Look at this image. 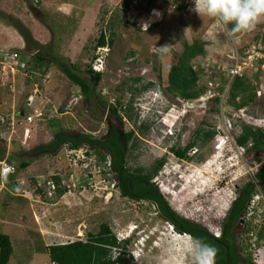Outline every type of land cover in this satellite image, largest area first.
Wrapping results in <instances>:
<instances>
[{
	"label": "rangeland",
	"instance_id": "rangeland-1",
	"mask_svg": "<svg viewBox=\"0 0 264 264\" xmlns=\"http://www.w3.org/2000/svg\"><path fill=\"white\" fill-rule=\"evenodd\" d=\"M63 1L0 0V142L8 151L0 150V232L13 241L9 264H53L46 245L86 239L102 223L109 225L134 264H194L195 239L159 221L148 202L123 197L114 185L116 176L92 153L81 147L70 149L68 144L53 152L39 147L59 135L74 137L88 131L95 136L100 128L104 131V120L111 119L108 106L131 104L132 118L121 108L122 118L116 121L138 139L137 147L129 149L128 166L152 173L162 161L153 182L171 209L220 236L221 218L235 199L236 186L256 180L264 169V136L256 132L260 129L264 134V17L252 30L233 34L228 30L231 25L226 28L218 19L191 11L192 0H129L130 19L127 0H97L91 7L86 0L66 1L71 5ZM155 5L161 13L157 15L155 9L150 15L148 8ZM17 23L25 25L39 44L31 48L26 40L25 48ZM111 32L116 35L113 46L94 53L84 48L94 47L101 33L109 37ZM74 38L75 42L70 40ZM195 40L205 44L204 54L193 60L200 72V95L176 97L168 85V68L178 60L184 44ZM13 52L20 54L27 67L31 54L47 55L55 62L45 77L33 75L30 67L15 72L3 68ZM96 52L102 54V77L88 97L63 73L59 61L70 67L79 61L77 73L89 81L88 69ZM236 62L243 67L241 77L256 90L255 100L242 109L231 102L235 77L230 70ZM25 71L37 76L36 82L24 84ZM19 77L23 87L16 82ZM35 83L42 94L45 89V94L54 93L51 115L60 117L63 129L45 122V128L31 139V123L25 116L35 110L29 101ZM147 83L153 85L144 90ZM99 97L106 107L100 105ZM14 100L15 109H23L24 114H12ZM240 100L241 96L235 101ZM3 111L13 116L9 126L1 120ZM172 122L173 127L167 125ZM142 125L149 128L142 132ZM208 131L215 135L204 142L201 137ZM193 141L197 144L188 150L190 159L182 161L172 153V147L183 149ZM22 159L31 164L18 170ZM5 165L16 167L13 176H2ZM55 176L61 177L65 192L58 195L57 190L49 198L46 179ZM246 216L242 243L258 264H264V238L256 240L264 230L262 187L252 196Z\"/></svg>",
	"mask_w": 264,
	"mask_h": 264
},
{
	"label": "trees",
	"instance_id": "trees-1",
	"mask_svg": "<svg viewBox=\"0 0 264 264\" xmlns=\"http://www.w3.org/2000/svg\"><path fill=\"white\" fill-rule=\"evenodd\" d=\"M126 7L129 5V0L126 1ZM185 8V7H184ZM124 19L127 18L126 15L123 17ZM17 28L22 33L25 41L27 40L28 43L31 44V48H34V44L38 45L31 32L26 28L25 25L21 23H17ZM115 33L111 32L109 37L105 35V33H101L98 37L96 44L94 47L90 45H85L84 48L86 50H90L92 53L95 52L97 48H102L106 46H113L115 40ZM204 42L201 40H195L192 43H185L184 49L178 57V60L175 63L169 65L168 68V85L170 86L171 93L176 97H181L184 99H193L197 98L200 95V90L198 88V82L200 80V72L195 68L193 65V60L201 55L204 54ZM33 60L38 63L39 71L41 72L42 76L45 77L47 74L48 67L52 64V59L46 55V58L37 54L32 55ZM96 57V54L92 56V59ZM80 62H75L70 67L66 63H61L60 67L63 69V73L66 74L71 81L80 87L82 93L85 96L90 97L91 94L95 92V88L97 83L102 77L100 72H95L91 67L88 69V73L90 74V80L87 81L82 76H80L77 72L80 70ZM29 71L27 73L28 79L32 78V75H29ZM153 83H147L142 88L147 90ZM157 90H161V85H158ZM241 96V100L239 102L235 101L236 98ZM231 102L234 104L235 108L242 109L251 102H253L256 98V90L251 88L250 83L242 77H236L233 83V90L231 92ZM128 117L132 118V114L130 112L132 110V106L130 104L129 107H126ZM112 114L117 115L120 119L122 115L118 113V110L115 106L112 105ZM43 116V115H42ZM2 121H6L5 124L9 126L11 123V117L9 116H2ZM4 118V119H3ZM42 118V117H39ZM36 118V119H39ZM146 125H142L140 130L143 132L147 129ZM113 141L110 139L109 141H98L95 140L93 137L85 138L83 135H78L76 137L67 136V135H59L56 140L52 143H46L39 147L40 151L46 152H53L59 145L63 143H70L68 147L70 149H78L80 148V142L85 139H88L90 143H97L99 146L105 148L106 146H111L109 148L111 154H113V160L110 161L109 155L105 154L101 149H97L94 151L97 154L96 159L100 162H103L109 169V171L116 175L118 178V184L116 183L118 189L122 192L123 196L130 197L131 188L137 191H143L146 187H150L153 191H159V188L153 182V176L158 170L161 168L163 162L159 161L154 167L152 173H146L145 170L141 167L139 168H131L128 166V152L129 149L136 148L138 139L135 135L134 131L123 132L118 131L116 128L113 129ZM256 132L260 136H264L263 132L260 129H256ZM200 135V132H199ZM215 135V131H208L204 133V136L200 135L202 141L206 142L213 138ZM5 143V142H4ZM197 142L193 141L185 148L181 149L178 147H172L171 150L181 158H188V150L194 146H196ZM2 143L0 142V150L3 154L7 153L6 149L2 147ZM5 147V144H4ZM3 159V157H0ZM31 164L30 161L22 159L18 165V170H25ZM15 167V166H14ZM17 171L15 167L14 172H10L6 176H13L14 173ZM258 180L264 181V169L259 170L256 174ZM57 186L58 195H63L64 190L61 187V177L55 176L52 178ZM49 180V179H46ZM258 185L255 181H249L246 183V200L250 199V194L252 191L256 189ZM264 186V183H263ZM15 189V187H14ZM153 200L160 206V208L166 212L165 203L159 197H154ZM165 203V204H164ZM237 204V203H235ZM234 204V205H235ZM175 218L172 222L176 226V231L179 233H185L192 236L195 240H199L203 243H206L213 247L216 252L215 254L218 257V264H226V245L229 246L231 251V258L233 263L236 262L237 257L234 255L235 252V243L228 233L229 228L233 225V222L238 220L239 214L246 209V201L242 202V205L239 208V214L236 216L235 220L230 222L227 226V235H224L221 239L211 234L207 229L202 227L201 225H194L189 220L183 218L182 216L178 215L175 211L171 209V207L167 206ZM172 225V224H171ZM182 226V229L178 227ZM196 226V227H195ZM194 228L192 230L191 228ZM203 229V230H197ZM201 231H204L202 233ZM205 231L208 232L205 233ZM217 240H220L218 242ZM127 242V241H126ZM45 252H47L50 256V260L53 264H117L118 260H113L111 252L112 251H122L121 243L117 236L112 232L111 228L108 224L102 223L99 226V230L96 233H88L86 239H79L77 241H71L64 244H51L45 246ZM14 254V245L12 238L9 234L0 232V264H9L11 258ZM120 259V258H119ZM121 260V259H120ZM126 264V263H124Z\"/></svg>",
	"mask_w": 264,
	"mask_h": 264
},
{
	"label": "flooded vegetation",
	"instance_id": "flooded-vegetation-1",
	"mask_svg": "<svg viewBox=\"0 0 264 264\" xmlns=\"http://www.w3.org/2000/svg\"><path fill=\"white\" fill-rule=\"evenodd\" d=\"M99 103H101L100 105L102 107H106L104 101L101 99V97H99ZM107 110H108V113L111 115V119L108 120H104V122L102 124H105V129L103 132L99 130L96 131V134L95 136H92L89 134L88 131L86 132H82V133H78L76 136H78L79 134L80 135H83L85 136V138H89V137H93L95 140H98V141H106V140H110L113 138V134H114V131L113 129L116 128V130L118 131H123V132H126L127 131H124L123 130V127L120 125L117 124L116 121H119V117L117 115H114L112 114L111 110H112V107L108 106L107 107ZM74 136V137H76ZM113 141V139H112ZM70 144V143H68ZM80 147L81 148H85L87 151H89L90 153H92L95 157H97V154L94 153V151H96L97 149H101L105 154H108L109 155V159L110 161L113 160V154H111L109 148L111 146H106L105 148H103L102 146H99V144L95 143H90L88 139H85L83 140L82 142H80ZM174 155H176L174 152H172ZM177 156V155H176ZM177 158L181 159L182 161H186L188 160V158H181V157H178ZM116 176V175H114ZM255 182L258 183V185L256 186V189L254 191L251 192L250 194V199L246 200V183L243 185V186H236V196H235V199L234 201L232 202L231 206L229 207V209L227 210V212H225V214L223 215V217L221 218V223H220V229H221V233H220V236H219V239H221L224 235H227L228 233H230V236L232 237V240L234 241L235 243V252H234V255L237 257V260L235 263H233L232 261V258H231V251H230V248L228 245H226V264H258V259H253L252 256H253V252H250V248L248 247V245H243V241L241 240L243 238V235L246 231V221L248 219V217L246 216V210H247V206L252 198V196L254 195V193L256 192L257 190V187H262L264 189V186H263V183L264 181L262 180H258L257 177H256V180H254ZM118 184V178L116 176V182L114 183L115 184ZM117 186V185H116ZM118 188V187H117ZM120 194L122 195V192L119 190ZM131 195L130 197H127V196H123L125 198H128L130 199L131 201H135V202H148L149 204H151L155 209H156V215H157V219L159 221H162L163 223H170L173 225L174 229H176V226L172 223L175 218L172 216L169 208L167 207L168 205H165V209H166V212L163 211L160 206L153 200L154 197H159L162 201H164L165 203H168L166 201V199L164 198V196L162 195V193L160 192V190L157 192V191H153V189H151L150 187H146V189H144L143 191H137V190H133V188H131V191H130ZM246 201V209H244L240 214H239V208L240 206L242 205V202H245ZM164 203V204H165ZM237 203V204H235ZM235 204V205H234ZM170 206V205H169ZM239 214V218L238 220H236L235 222H233V225L229 228V231L227 233V226L229 225L230 222L234 221L236 216ZM190 216V215H188ZM241 219H243V222H241ZM191 222V221H190ZM193 223V222H192ZM240 223V227L238 226ZM194 225H198L197 223H193ZM228 224V225H227ZM196 227V226H195ZM191 228L192 230H194V228ZM179 229H182L183 227L179 225L178 227ZM197 230H203V229H197ZM202 233H204V231H201ZM205 233L208 234L207 231H205ZM264 238V230L263 231H259L256 235V240L257 242L259 243V241H261L262 239ZM218 242L221 243L220 240H217ZM111 255H112V259L113 260H118L117 264H134L132 263L133 260L132 259V256L131 255H127L126 252H124V250L122 251H117V252H114L112 251L111 252ZM121 260H120V259ZM213 264H218V257L217 255L215 254L214 257H213ZM260 264V262H259Z\"/></svg>",
	"mask_w": 264,
	"mask_h": 264
},
{
	"label": "clouds",
	"instance_id": "clouds-1",
	"mask_svg": "<svg viewBox=\"0 0 264 264\" xmlns=\"http://www.w3.org/2000/svg\"><path fill=\"white\" fill-rule=\"evenodd\" d=\"M192 3L194 6L190 9L191 11L197 13L200 17L206 15L218 19L226 28L228 25H231V28L228 30L233 34L252 30L256 22L261 17H264V0H192ZM166 47L160 48L166 49ZM104 48L107 47H102L98 50ZM99 53L96 52V57ZM95 58L92 59V62ZM99 72L101 73L102 70ZM37 84L39 85V83ZM167 125L173 127L175 122ZM215 252L216 250L210 245L195 240L192 245L194 264H212Z\"/></svg>",
	"mask_w": 264,
	"mask_h": 264
},
{
	"label": "crops",
	"instance_id": "crops-1",
	"mask_svg": "<svg viewBox=\"0 0 264 264\" xmlns=\"http://www.w3.org/2000/svg\"><path fill=\"white\" fill-rule=\"evenodd\" d=\"M66 1H69V0H64L63 1V3H69L70 5L73 3V2H66ZM97 0H86V2L87 3H89V4H87V6H89V7H91L95 2H96ZM64 5V4H63ZM62 8H65V6H63ZM64 14V13H63ZM71 13H69V14H67V15H70ZM26 15H27V13H26ZM29 15V14H28ZM98 16V15H97ZM71 41H74L75 42V38L74 39H70ZM37 41V40H36ZM24 42H25V48H26V41H25V39H24ZM40 43H42V44H44V43H46V42H41V41H39ZM31 55H33V54H31ZM33 56H31L30 58H31V60L32 61H28V67H27V65H26V63H25V66L29 69V67L31 68V70H32V73H33V75L34 74H37V75H39V74H41V72L39 71V68H38V63L36 62V61H34L33 60V58H32ZM54 62L55 61H52V64L48 67V72H49V69H50V67L54 64ZM61 63H63V61H59V64L61 65ZM59 65V66H60ZM47 72V73H48ZM24 77H25V81H24V84H25V82H27L28 80H32L33 82H36L35 80H36V78H37V76H33L32 77V79H28V77H26L27 75H23ZM16 82L20 85V87H23V83L21 82V78L19 77V79L18 80H16ZM46 90V89H45ZM44 90V92L46 93V91ZM45 93H43L42 94V92L40 91L39 93H38V95L36 96V98H35V100L33 101V104L32 105H34V108L36 109V110H39V111H42L43 112V116H42V118H39V119H35L30 125V127H28L29 128V130H30V135L29 136H31L30 138L31 139H33L34 138V135L36 134V133H38L39 131H41L43 128H45V124L48 122L49 123V125L50 126H53L54 127V124L55 125H57V127H60L61 129H63V126H62V122L60 121V117L58 116V115H56L55 116V114L54 115H51V111H52V109H51V107L49 106L50 105V103H51V100L53 99V92H52V94H49V93H47V94H45ZM46 95V96H45ZM56 95L57 94H55V97H56ZM14 103H13V106L11 107V108H13L14 110L12 111V114H14L15 115V113H16V115L17 116H20V115H22V114H24L25 113V111L23 110V109H21V110H19V108L18 109H15L16 108V105H18V103H16V101L14 100L13 101ZM12 105V104H11ZM2 105H0V109L1 110H3L2 109ZM56 111H58V110H56ZM59 114V113H58ZM8 115H11V114H7L6 112H2V116H8ZM61 115H63V114H61ZM55 116V117H54ZM11 118L13 119V116L11 115ZM52 118H54V119H52ZM2 119V118H1ZM46 122V123H45ZM36 132V133H35ZM37 136H38V134L36 135V138H37ZM41 140V139H40ZM39 140V141H40ZM38 141V142H39ZM35 142H37V141H35ZM37 144H39V143H37ZM44 144H46V143H44ZM63 144H68V142L67 143H63ZM62 145V144H61ZM69 145V144H68Z\"/></svg>",
	"mask_w": 264,
	"mask_h": 264
},
{
	"label": "built area",
	"instance_id": "built-area-1",
	"mask_svg": "<svg viewBox=\"0 0 264 264\" xmlns=\"http://www.w3.org/2000/svg\"><path fill=\"white\" fill-rule=\"evenodd\" d=\"M152 1L153 0H148V3H151ZM160 1L161 0H159L158 3H160ZM130 8H131L130 4L125 8V11H127V14H126L127 16L129 15ZM148 9L150 11V15H152L154 10L158 9V8L155 5L153 7L150 6ZM160 13H161V11H160ZM128 18H129V16H128ZM150 18H151V16H150ZM149 27H151V25H149ZM148 28H145L144 30H147ZM101 56H102V54L99 53V55L92 62L91 67L94 71L99 72L102 70L101 69V66H102V57ZM4 65L5 66L3 68H6V66H8L12 71H15V72H17L21 68H24V69L26 68L25 63L21 62V56L18 52H13L12 54H10L7 57V64H4ZM242 70H243V67L238 62H236L233 65V68L230 70V73L235 78L241 77L242 76ZM27 73H28V71H25V75H27ZM39 92H40L39 85L36 83L34 90H33V94L30 96V99H29V101L31 103H33V101L35 100V98ZM78 94H79L78 97H80L81 94L79 93V91H78ZM78 97H76V98H78ZM113 106H115V108L118 110V113H121V108L122 109L126 108V105L118 106L117 104H114ZM42 115H43L42 111L35 109L34 112L29 113L28 115L25 116V118H26L27 122L32 123L36 118L42 117ZM26 131H28V130H26ZM14 171H15L14 166L13 167H11L9 165H5L4 167L2 166V175L3 176L7 175L10 172H14ZM46 189H47V196L49 198H53L54 195L57 193V186H56V183L53 179H49L46 181ZM216 236H219V233H216Z\"/></svg>",
	"mask_w": 264,
	"mask_h": 264
},
{
	"label": "bare ground",
	"instance_id": "bare-ground-1",
	"mask_svg": "<svg viewBox=\"0 0 264 264\" xmlns=\"http://www.w3.org/2000/svg\"><path fill=\"white\" fill-rule=\"evenodd\" d=\"M155 13H156L157 15H159L160 12H159V10H156Z\"/></svg>",
	"mask_w": 264,
	"mask_h": 264
},
{
	"label": "water",
	"instance_id": "water-1",
	"mask_svg": "<svg viewBox=\"0 0 264 264\" xmlns=\"http://www.w3.org/2000/svg\"><path fill=\"white\" fill-rule=\"evenodd\" d=\"M242 222H243V219H241V222H240V223H242ZM240 223H239V225H238L239 227H240Z\"/></svg>",
	"mask_w": 264,
	"mask_h": 264
}]
</instances>
